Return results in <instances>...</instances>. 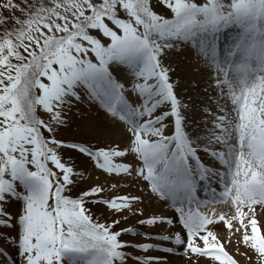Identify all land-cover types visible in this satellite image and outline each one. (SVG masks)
Returning <instances> with one entry per match:
<instances>
[{
	"label": "snow or ice",
	"instance_id": "1",
	"mask_svg": "<svg viewBox=\"0 0 264 264\" xmlns=\"http://www.w3.org/2000/svg\"><path fill=\"white\" fill-rule=\"evenodd\" d=\"M231 28L237 31L221 55L223 33ZM181 42L216 70L224 101L218 112L206 110L211 127L206 120L196 135L163 62L166 50ZM120 66L133 78L132 101L112 74ZM85 98L124 124L126 149H94L57 138L65 113ZM64 150L87 157L109 175L142 179L152 194L171 201L185 231L145 236L182 246L189 256L237 264L210 227L223 221L230 231L242 232L243 243L264 264L257 219L264 211V0H0V264H144L127 249L161 246L122 241L123 234H134L131 227L115 231L118 220H95L87 204L101 187L69 195L76 173ZM201 152L220 167L206 163ZM128 155L138 167L116 161ZM212 180L222 186L219 195ZM201 181H208L211 201L196 199ZM140 199L92 202L119 213ZM13 201L22 205L15 217L7 211ZM216 203L229 204L233 214L214 207L199 211ZM139 223L174 221L153 217ZM4 244L14 246L19 261Z\"/></svg>",
	"mask_w": 264,
	"mask_h": 264
},
{
	"label": "rangeland",
	"instance_id": "2",
	"mask_svg": "<svg viewBox=\"0 0 264 264\" xmlns=\"http://www.w3.org/2000/svg\"><path fill=\"white\" fill-rule=\"evenodd\" d=\"M15 2L21 3V0H15ZM4 14L7 15V12ZM163 62L165 66L169 68V80L173 84V91L178 100L185 106L182 109V113L187 118L189 131L193 135L198 134V131L202 130L201 128L204 127V122L206 120L209 121L208 127H211L210 121L212 117L207 114L206 110H211V112L216 113L218 112V104L216 106H208L200 109L198 104H196V100L193 98L194 94L192 95V91L197 85V82H200L207 69V75H213L217 78L216 70L205 57L198 54L196 48L182 42L166 50ZM112 71L115 74L114 78L118 82L123 83L126 89H129L126 93L132 101L134 99L130 91L131 84L133 83L132 76L123 66L119 68L114 67ZM40 115L41 118L47 120V116L43 114L42 110H40ZM203 115H205V118ZM65 117L67 123L59 128L56 133L57 138L65 142L86 143L94 149L109 147L126 149L130 142V137L128 136L124 124L108 113L98 101H89L85 98L68 110L65 113ZM169 124L170 127L169 130L166 131V134H171V121ZM200 155L206 163L212 164L209 157L205 156L203 152H201ZM63 156L67 163L74 166L76 173V182L69 195L75 198L80 196L82 192L88 191L93 187H101L103 189L102 192L88 199L87 207L91 210V214L95 220L105 224H111L113 220H118L119 223L115 225V231L131 227L134 234H123L120 237L122 241L129 242L133 245L151 243L161 246V248L150 249L148 252L130 247L127 251L130 254H134L131 255V257L144 259L150 254L149 256L156 257L157 259H154V263L153 261L148 262L146 260L144 264H173L167 256L165 257V254L159 255L158 253L165 252L161 249L163 247H171V243L155 239L154 237L144 236L145 233L155 234V236L162 234L174 235L173 231L176 227L182 228L178 219L179 213L170 211V206L172 207L170 200L166 201L152 194L150 190L146 189L148 186L142 179L125 176L123 174L109 175L97 168L93 161L74 151L64 150ZM116 161L127 162L136 167L139 166L132 155L116 158ZM212 166L215 168L220 167L218 164H212ZM113 185H116V187H113ZM211 188L216 190V195H219L222 190V186L218 185L215 180H212ZM200 191L204 194V201L211 197L207 196L208 192H211L209 190L208 181H205L204 187L201 188ZM211 194L213 197L212 192ZM117 195L140 197L141 199L132 204L131 210H123L119 213L112 211L103 203L92 202L93 200H109ZM21 207L22 205L19 202L13 201L7 205V211L15 217L20 212ZM213 207L217 213H225L229 217L233 214V210L227 203L209 204L207 207L201 206L199 209L203 213H209ZM184 208L187 211L189 205L185 203ZM191 209L193 211L192 207ZM150 217L171 218L174 223L171 225L167 223L157 224L153 226L151 230L147 231L145 225L140 224L139 221L147 220V218ZM257 219L261 225L262 232H264V211L257 212ZM233 223L235 225L236 222ZM210 227L219 242L227 249L228 254L232 256L236 262L238 260L240 264H261L259 254L243 243L242 232H235L234 229L230 231L223 221ZM4 231L6 233H12L14 230L5 229ZM231 233L232 236L230 237ZM237 233L239 235H237ZM228 237L230 238L228 239ZM7 247L9 257L15 256L16 260L19 261L20 258L16 255L14 246L9 247L7 245ZM175 252L176 255L182 257V264H219L218 261H212L210 257L189 256L185 253L182 246H178ZM128 264H136V262L129 259Z\"/></svg>",
	"mask_w": 264,
	"mask_h": 264
},
{
	"label": "bare ground",
	"instance_id": "3",
	"mask_svg": "<svg viewBox=\"0 0 264 264\" xmlns=\"http://www.w3.org/2000/svg\"><path fill=\"white\" fill-rule=\"evenodd\" d=\"M237 31V29H229L225 33H223V41L221 43V55H223V46L224 44H227L229 42V36L234 34ZM183 45V44H182ZM177 54V53H176ZM208 74V69L205 71L204 76L200 80V82H197V85L195 86L194 90L192 91L193 98L196 100V104H198V107L200 109H203L208 106H217L218 108L221 106V104L224 103L223 100L220 98V90L216 87V77L213 75H207ZM231 75V73H230ZM217 76V72H216ZM205 118V115H203ZM203 129V128H201ZM158 212V211H157ZM176 232H182L180 228H175L173 233ZM232 235H230L231 237ZM228 237V239L230 238ZM0 244H3L0 242ZM4 247L8 248L6 244L3 245ZM176 247V246H175ZM175 250H177L175 248ZM174 250V253L170 254H165V257L169 258L171 263L173 264H182V257L179 255H176V252Z\"/></svg>",
	"mask_w": 264,
	"mask_h": 264
},
{
	"label": "trees",
	"instance_id": "4",
	"mask_svg": "<svg viewBox=\"0 0 264 264\" xmlns=\"http://www.w3.org/2000/svg\"><path fill=\"white\" fill-rule=\"evenodd\" d=\"M17 15H19V13H17Z\"/></svg>",
	"mask_w": 264,
	"mask_h": 264
}]
</instances>
